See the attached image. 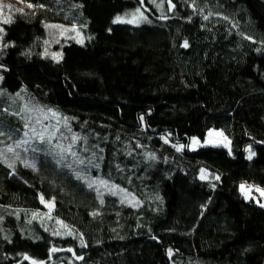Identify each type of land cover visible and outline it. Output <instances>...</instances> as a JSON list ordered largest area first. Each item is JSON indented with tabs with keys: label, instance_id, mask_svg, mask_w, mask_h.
Masks as SVG:
<instances>
[{
	"label": "trees",
	"instance_id": "obj_1",
	"mask_svg": "<svg viewBox=\"0 0 264 264\" xmlns=\"http://www.w3.org/2000/svg\"><path fill=\"white\" fill-rule=\"evenodd\" d=\"M23 3L36 11L3 24L0 93L57 111L81 139L76 157L0 161V264H264V207L240 190L264 189V0ZM137 8L146 21L113 23ZM211 129L230 148L192 150ZM100 179L135 200L88 188Z\"/></svg>",
	"mask_w": 264,
	"mask_h": 264
},
{
	"label": "snow or ice",
	"instance_id": "obj_2",
	"mask_svg": "<svg viewBox=\"0 0 264 264\" xmlns=\"http://www.w3.org/2000/svg\"><path fill=\"white\" fill-rule=\"evenodd\" d=\"M21 2L23 3L24 0H21ZM171 2V0H169V3ZM140 3L143 4V0H140ZM172 7H174V5H171ZM28 8H33L35 7V5L28 3L27 4ZM39 7L43 8V5H39ZM159 7V5H158ZM3 6L0 5V9H2ZM16 11L23 13V9H16ZM128 15V14H126ZM132 18L125 20L124 17L122 16H117L114 20L113 23H128V24H139L142 21H146L147 17L144 16V13L141 12V10L139 8H137L135 10V12L131 13ZM162 19L166 18V17H161ZM205 19H208V17L206 16ZM226 19V18H225ZM11 19L10 18H4L3 19V23L8 24L11 23ZM46 27H51V28H62V25H46ZM73 30H75V26L73 27ZM4 30L3 28H0V33H2ZM249 39H251V37H249ZM79 43H83V40L81 39L80 41H78ZM45 43H47V41H45ZM4 47H8V45H4ZM183 47H188V43L187 41L184 42ZM52 57L54 59H56L57 61L61 58V53H52L51 54ZM0 67H2V65H0ZM0 79H2V77H0ZM17 97H19V93L16 94ZM22 112H26V113H31V112H36L38 113V115L35 118V121L32 122L33 118L31 115H27L25 117H22L23 119H25V124L24 127L25 128H30L31 129V137H29V132H25L24 133V137L28 138V139H21V140H17L15 142V147L19 148V147H23L25 145L29 144V139L38 141L41 144L47 143V144H52L53 140H57V143L55 145L56 148L61 150V154L63 155L64 153H68L73 157H76V152H74L73 149V145L79 140L81 139V137H79L76 133L72 132V129L69 127L68 125V118L67 117H61L60 114L52 109H43V108H38V107H33V108H29L27 105L25 106V108L21 109ZM54 121V122H53ZM47 122V123H46ZM63 125V129L66 130L69 133V136H65L64 135V131L62 130V128L60 127V125ZM36 125H39V128L36 127ZM59 134V136H58ZM0 135H5L3 132H0ZM213 135L215 136H219L222 137L223 133L222 132H214L213 130H209L208 136L211 138ZM10 139V137H9ZM70 139V143H68L66 146L61 144L59 142V140H67ZM227 138L224 137V140H226ZM224 140H206L205 144H215V145H223L225 147H227V144L224 143ZM167 142V141H166ZM199 141L197 140V138L193 137L192 138V145H199ZM184 146L181 145L180 148H183ZM29 150L28 147H24V151L27 152ZM33 151H36V149H32ZM180 150V149H178ZM6 152L8 153H13L14 152V147L13 145H8L6 148ZM16 158L19 159V153H15ZM254 155V153H252L249 149V159H251V157ZM0 158H3V162L7 163V156L5 155V151L0 150ZM151 158H155L154 156H152ZM26 167H35L34 163H29L27 161L24 162ZM81 164L84 163L83 160L80 161ZM8 166L11 168L12 164H8ZM95 167H99L98 165H94ZM205 170L201 169V176L200 178L202 180L207 179V175L204 174ZM78 179H80L81 177L78 175L77 176ZM219 176L215 177V179L219 180ZM100 184L105 186L106 188H108L109 192L112 195H116L117 192L123 193L124 195V199L121 201L123 202H128V203H132L133 200H135V197H132V200H129L128 197L131 195L130 193H127L126 190L124 189H120L118 185H109V182L107 180H93L90 183L87 184L88 188H93L94 184ZM251 189L252 186H245L244 184L240 185V190L241 193L245 196L246 199L250 198V193H251ZM97 191H99L97 189ZM256 191L260 192V194L262 196H264V189H260L257 188ZM41 202L44 203V199L43 196H41ZM101 203H103V200L101 199ZM133 206H136L135 204H133ZM261 207H264V204L260 205ZM47 207H49V209H51L53 207L52 203H48ZM95 215V213L93 214ZM58 223H62L60 221H58ZM65 227H67L65 225ZM69 234H71L69 232ZM53 235H60L59 232H54ZM59 249L53 247L52 249H50L51 252H56ZM68 251H72L71 248L68 249ZM169 253L171 254V250H169ZM25 259H31L30 257L25 256ZM78 259H82V257H78ZM32 264H44V262H38L36 260H32Z\"/></svg>",
	"mask_w": 264,
	"mask_h": 264
},
{
	"label": "rangeland",
	"instance_id": "obj_3",
	"mask_svg": "<svg viewBox=\"0 0 264 264\" xmlns=\"http://www.w3.org/2000/svg\"><path fill=\"white\" fill-rule=\"evenodd\" d=\"M0 5L3 6V8L0 9V28H4V26H3V24H4L3 19L4 18H10L11 19L16 14H32L36 11V7L28 8L27 3H22L20 0H0ZM171 7L172 6L170 5V8ZM16 9H23V13L16 11ZM131 18H132V16H130L128 18H124V19L128 20ZM54 24L63 26L62 28H57L58 39L70 35L75 40H79V41L81 39L84 40V35H83L78 24L71 23V22H64V21H55ZM74 26H75V30H73ZM0 42H1V33H0ZM0 101L6 103L5 109H4L6 114L5 115L0 114V132H3L5 134V135H0V150L5 151V155L7 156V161H8L7 164H13L16 160H18L16 158L15 153H19V159L23 160V162L27 161L29 163L36 164L40 154H43V155L53 154L54 149L61 152L60 149L55 147L57 140H53L52 144H47V143L41 144L38 141L29 139L28 145H25V146L19 147V148L15 147V142L17 140L28 139V138L24 137V133L26 131L29 132V137H31V135H32L31 129L24 127L25 119H23L22 117H25L27 115H31L33 118L32 122H34L36 116L38 115V113H36V112H31V113L22 112L21 109L25 108L26 105L29 108H33V107L42 108V107L38 106V104L29 103V101L26 98H24L22 95H19V97H17V95L11 96V95H3L2 93H0ZM18 122H19V124L15 125ZM36 127L39 128V125H36ZM60 127L63 130L62 124L60 125ZM211 130H213L214 132H222L220 130H215V129H211ZM63 131L65 134L66 130H63ZM208 133H207L205 141L209 140V139H212L214 141L224 140V137H226L224 135V133L222 132L223 133L222 137L213 135L210 138L208 136ZM58 136H59V134H58ZM9 137H10V139H9ZM197 140L200 142L199 145H192V140H191L190 148L192 150H196L197 148L203 147V146H223V145H215V144H205V141H201L198 138H197ZM59 142L66 146V143L64 142V140H59ZM224 143L227 144L226 148L229 149L230 148V141L228 138L226 140H224ZM10 144L13 145V147H14L13 153L6 152V148ZM24 147H28L29 150L27 152H25ZM223 147H225V146H223ZM32 149H36V151H33ZM66 154H68V153H66ZM0 161L3 162V158H0ZM204 174L207 175V179L215 178V175H213L209 170H205ZM207 179H205V180H207ZM242 184H244L246 187L251 186V185H248L247 183H242ZM257 188L263 189L261 187L252 186L250 198H248V199L254 198L255 202L257 204L261 205V204H264V196H262L260 194V192L256 191ZM120 196L122 198H124L123 193H120ZM128 199L132 200V196H129ZM48 209H49V207H48ZM51 210H52V208L49 209L50 212H51ZM61 264H65V263H61Z\"/></svg>",
	"mask_w": 264,
	"mask_h": 264
},
{
	"label": "built area",
	"instance_id": "obj_4",
	"mask_svg": "<svg viewBox=\"0 0 264 264\" xmlns=\"http://www.w3.org/2000/svg\"><path fill=\"white\" fill-rule=\"evenodd\" d=\"M248 185H250V184H248Z\"/></svg>",
	"mask_w": 264,
	"mask_h": 264
}]
</instances>
